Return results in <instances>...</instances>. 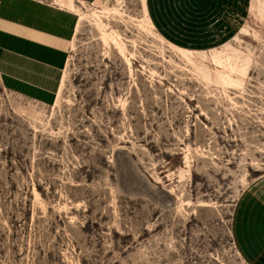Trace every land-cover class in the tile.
I'll return each mask as SVG.
<instances>
[{"label":"rangeland","instance_id":"obj_1","mask_svg":"<svg viewBox=\"0 0 264 264\" xmlns=\"http://www.w3.org/2000/svg\"><path fill=\"white\" fill-rule=\"evenodd\" d=\"M42 1L84 15L52 103L0 82V264H251L264 0Z\"/></svg>","mask_w":264,"mask_h":264},{"label":"crops","instance_id":"obj_2","mask_svg":"<svg viewBox=\"0 0 264 264\" xmlns=\"http://www.w3.org/2000/svg\"><path fill=\"white\" fill-rule=\"evenodd\" d=\"M76 15L66 6L42 0H0V82L4 89L41 104L55 100ZM231 220L240 253L251 264H264V174L239 194Z\"/></svg>","mask_w":264,"mask_h":264},{"label":"bare ground","instance_id":"obj_3","mask_svg":"<svg viewBox=\"0 0 264 264\" xmlns=\"http://www.w3.org/2000/svg\"><path fill=\"white\" fill-rule=\"evenodd\" d=\"M71 8H72V7H71ZM72 9H73V8H72ZM76 14H77V17H78V18H77V21L80 20V19H82L83 15H84L83 12H81V11L78 10V9L76 10ZM77 21H76V25H75V30H76L77 27H78V23H77ZM230 71H236V69L234 68V66H231V67H230ZM222 76L225 77L226 80H230V77H229L228 74L225 73V74H222ZM223 79H224V78H223ZM60 84H61V83H60ZM59 89H60V87H59Z\"/></svg>","mask_w":264,"mask_h":264}]
</instances>
